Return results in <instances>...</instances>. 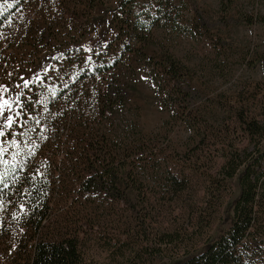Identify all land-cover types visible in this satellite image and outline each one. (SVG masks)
<instances>
[{
  "label": "rangeland",
  "instance_id": "374dc122",
  "mask_svg": "<svg viewBox=\"0 0 264 264\" xmlns=\"http://www.w3.org/2000/svg\"><path fill=\"white\" fill-rule=\"evenodd\" d=\"M118 2L0 1V101L9 100L8 88L25 77L28 65L62 46L72 49L69 61L52 65L45 75L63 77L62 88H70L71 96L83 94L87 104L78 107L68 102L71 97L53 94L29 135L38 123L48 126L44 145H59L54 152L61 153L71 131L107 132L114 147L128 148L127 170L140 179V188L134 206L104 198L90 204L73 193L52 210L48 229L57 223L64 230L78 229L85 264H168L171 256L204 244L238 194L235 179L228 188L215 184L208 197L205 191L224 161L220 149L227 151L231 142L248 145L239 119L264 118V25L243 21L244 15L255 19L263 6L260 0H133L117 8ZM194 7L211 20L214 34L197 26ZM230 16L239 21L219 23ZM217 36L233 46L221 47ZM100 38L108 39L109 47L81 45ZM171 57L191 70L192 84L209 98L194 111L173 95L162 68ZM94 72L102 75L93 80ZM112 75L124 86L126 103L114 106L102 121L73 119L71 114L91 109L93 86ZM19 130L15 120L14 144L22 150ZM5 162L0 157V170ZM174 176L189 179V185L177 192ZM6 247L0 245V264Z\"/></svg>",
  "mask_w": 264,
  "mask_h": 264
},
{
  "label": "trees",
  "instance_id": "16d2710c",
  "mask_svg": "<svg viewBox=\"0 0 264 264\" xmlns=\"http://www.w3.org/2000/svg\"><path fill=\"white\" fill-rule=\"evenodd\" d=\"M0 1L17 3L23 0ZM118 1L117 8H121L133 0ZM260 1L263 12L258 13L255 19L244 15L243 21L264 25V0ZM194 12L197 26L214 34L211 20L196 7ZM238 21L230 16L222 17L219 23L229 26ZM1 24L2 21L0 27ZM83 38L77 39V43ZM108 41L100 38L89 44L81 42V45L101 50L109 47ZM216 41L223 48L233 46L232 42L220 36L216 37ZM72 52L66 46L47 52L36 60V64L24 68L25 77L20 82L13 81L8 88V105L0 116V132L3 133L0 135V148L5 149L0 157L6 161L0 170V245L7 246L2 253L6 264H85L78 229L64 230L61 223H57L52 230L48 229L52 210L73 193L78 195L76 200L90 204L101 198L113 202L125 201L130 206L136 204L140 179L130 176L127 170L131 154L128 148L114 147L107 132L98 129L87 133L71 131L65 136L61 153L54 152L59 145H44L49 134L48 126L43 129L38 123L31 128L34 133L29 135V127L42 118L44 107L48 104L45 101L53 94L61 99L71 97L68 102L79 104L78 107L86 102L83 94L71 96L70 88H62L65 83L63 77L45 75L52 65L69 61ZM260 63L264 76V54ZM162 68L168 76L174 97L179 99V105L184 109L194 111L198 103L209 99L192 84L191 70L178 59L169 58L163 62ZM100 75L102 72H94L93 80ZM93 87L96 92L90 101L91 109L84 110L88 114L79 110L77 117L71 114L73 119L81 120L85 116L89 121H102L106 112L127 101L124 86L113 75ZM85 96L89 97V94ZM9 116L13 120L11 126L6 121ZM15 120L20 126L18 135L22 138L21 144L29 150H19L14 144ZM239 120L248 145L239 147L231 142L227 151L220 149L224 161L217 174L209 176V186L205 191L208 197L212 195L215 184L228 188L230 180L238 182V194L224 210L226 217L223 222L226 225L222 222L204 244L184 250L176 257L171 256L168 264H264V118L242 116ZM184 180L178 181L174 176L173 184L177 192L189 185V179L188 182ZM89 225L94 227L93 222ZM166 234L171 238L170 233ZM111 240L110 237L109 243ZM160 251L157 253L161 254Z\"/></svg>",
  "mask_w": 264,
  "mask_h": 264
},
{
  "label": "snow or ice",
  "instance_id": "6c2138e0",
  "mask_svg": "<svg viewBox=\"0 0 264 264\" xmlns=\"http://www.w3.org/2000/svg\"><path fill=\"white\" fill-rule=\"evenodd\" d=\"M5 105H8V101L7 100L0 101V116L3 115V109H4ZM6 121H7L9 126H11L12 123H13V120H12V118L10 116L6 117ZM0 135H3V133L0 132ZM4 151H5V149L0 148V155H2Z\"/></svg>",
  "mask_w": 264,
  "mask_h": 264
}]
</instances>
